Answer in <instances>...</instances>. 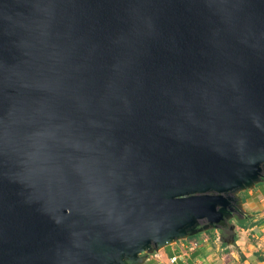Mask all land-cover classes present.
Here are the masks:
<instances>
[{"label":"water","instance_id":"1","mask_svg":"<svg viewBox=\"0 0 264 264\" xmlns=\"http://www.w3.org/2000/svg\"><path fill=\"white\" fill-rule=\"evenodd\" d=\"M257 183L264 0H0V264H143Z\"/></svg>","mask_w":264,"mask_h":264},{"label":"crops","instance_id":"2","mask_svg":"<svg viewBox=\"0 0 264 264\" xmlns=\"http://www.w3.org/2000/svg\"><path fill=\"white\" fill-rule=\"evenodd\" d=\"M238 197L241 199L243 209L241 216L246 219L245 221L248 222L247 224L249 227L243 228L239 226L238 223L235 224L236 228H231L233 231L231 239L225 238L227 240L226 247H222V244L215 242L216 251L220 253L219 262L217 264H226L227 262L230 264H264V261L258 260L254 256L256 252L264 253V183H257L254 188H247L240 191ZM241 216L236 215V221L237 218ZM254 222L255 224H253ZM251 223L253 225H250ZM218 233L219 235L216 236L217 238L226 237L224 232L219 231ZM207 243L203 245L208 247L209 244ZM168 247H171V251H169ZM182 249L183 242L178 241L160 250L159 259L150 257V259H147L143 264H171L169 260L172 256H178L177 261L182 260L183 262H187L190 253L182 257L180 255ZM226 249L230 251L229 258L223 255ZM195 264L205 263L203 259H197Z\"/></svg>","mask_w":264,"mask_h":264},{"label":"trees","instance_id":"3","mask_svg":"<svg viewBox=\"0 0 264 264\" xmlns=\"http://www.w3.org/2000/svg\"><path fill=\"white\" fill-rule=\"evenodd\" d=\"M238 221V220H237ZM239 226L243 227V228H247L249 227L247 222L243 219H241V217H239ZM226 223L223 222L220 224L218 230L222 231V227L225 225ZM255 224V222L253 223ZM252 223L250 225H253ZM217 236V232L214 231V228H210L207 233H198L196 235H193L190 237V239H203L204 237L208 238V243L207 242H203L201 245H199V247H197L196 249H194L193 251L190 252V254L188 255V260L187 262H183L182 260L177 261L175 264H195V261L197 259H203L205 264H217L219 262V258H220V253H218L216 251V243H215V238ZM207 243L209 244L208 247L204 246L203 244ZM226 242L222 243V247H226ZM230 251L229 249L224 250L223 255L226 258L230 257ZM264 254V253H263ZM262 254V252H256L254 254V256L261 261H264V255ZM149 264H153V263H149ZM226 264H230L229 262H227Z\"/></svg>","mask_w":264,"mask_h":264},{"label":"built area","instance_id":"4","mask_svg":"<svg viewBox=\"0 0 264 264\" xmlns=\"http://www.w3.org/2000/svg\"><path fill=\"white\" fill-rule=\"evenodd\" d=\"M180 241L183 242V249H182L180 255L182 257H184V256H187L191 251H193L194 249L199 247V245H201L203 242H207L208 238L204 237L203 239H200V240L199 239H192L191 240L190 237H189L187 239H183V240H180ZM159 252L160 251L157 250V251H154L152 253H149L147 258L150 259V257H154L156 259H159L160 258V253ZM177 260H178V256H172V257H170L169 262L171 264H174V263H176Z\"/></svg>","mask_w":264,"mask_h":264},{"label":"rangeland","instance_id":"5","mask_svg":"<svg viewBox=\"0 0 264 264\" xmlns=\"http://www.w3.org/2000/svg\"><path fill=\"white\" fill-rule=\"evenodd\" d=\"M240 194H242V193H240ZM237 195H239V193H237ZM239 216H241V215H239ZM241 219L246 220V219H244V217H242V216H241ZM237 220L239 221V217L237 218ZM227 221H229V224H230L229 226H230V228H232L233 225H234V228H236V227H235V224L239 223L238 221H236L235 217H233V218H231V219H228ZM250 221H252V220H250ZM247 223H248V222H247ZM205 224H206V222H203L202 225H201V227H200V228H202V231L204 230L202 233H204V232L207 233V231L209 230V229H208V230L205 229V227H204ZM230 228L223 229V230L225 231L224 235H225L226 237H224V236L221 237V238H219V237L217 238V237H216V238H215V242H217V243H219V244H222V242H226V241H227L226 239H229V240H230L231 237H232V236H231V235H232V232H233L232 229H230ZM234 228H233V229H234ZM214 231L217 232V235H219V233H218L219 231H218L217 229H214ZM225 238H226V239H225ZM177 242H178V241H174V242L171 243L170 245L175 244V243H177ZM167 246H169V245H167ZM167 246L161 247L160 250L166 248ZM168 248H169V251H171V247H168ZM160 250H159V251H160Z\"/></svg>","mask_w":264,"mask_h":264},{"label":"flooded vegetation","instance_id":"6","mask_svg":"<svg viewBox=\"0 0 264 264\" xmlns=\"http://www.w3.org/2000/svg\"><path fill=\"white\" fill-rule=\"evenodd\" d=\"M223 222H225L226 224L222 227L223 229H226V228H230V224H229V221H227V220H223L221 223H223ZM222 229V231L221 232H224L225 233V231ZM231 229V228H230Z\"/></svg>","mask_w":264,"mask_h":264}]
</instances>
